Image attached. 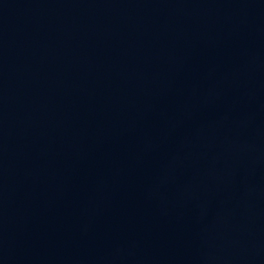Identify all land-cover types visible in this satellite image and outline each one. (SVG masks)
I'll list each match as a JSON object with an SVG mask.
<instances>
[{
    "label": "water",
    "instance_id": "water-1",
    "mask_svg": "<svg viewBox=\"0 0 264 264\" xmlns=\"http://www.w3.org/2000/svg\"><path fill=\"white\" fill-rule=\"evenodd\" d=\"M0 264H264V0H0Z\"/></svg>",
    "mask_w": 264,
    "mask_h": 264
}]
</instances>
